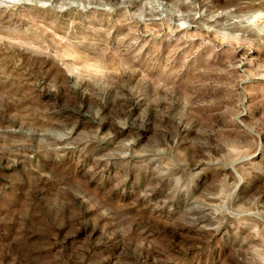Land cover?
<instances>
[{
  "label": "rangeland",
  "instance_id": "374dc122",
  "mask_svg": "<svg viewBox=\"0 0 264 264\" xmlns=\"http://www.w3.org/2000/svg\"><path fill=\"white\" fill-rule=\"evenodd\" d=\"M0 264H264V0H0Z\"/></svg>",
  "mask_w": 264,
  "mask_h": 264
}]
</instances>
